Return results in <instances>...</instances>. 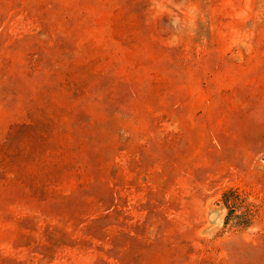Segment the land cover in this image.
<instances>
[{
  "label": "rangeland",
  "instance_id": "1",
  "mask_svg": "<svg viewBox=\"0 0 264 264\" xmlns=\"http://www.w3.org/2000/svg\"><path fill=\"white\" fill-rule=\"evenodd\" d=\"M13 124L0 264H264V0H0V137ZM72 154L100 181L73 195L113 199L87 253L44 230L79 202L57 201Z\"/></svg>",
  "mask_w": 264,
  "mask_h": 264
},
{
  "label": "trees",
  "instance_id": "2",
  "mask_svg": "<svg viewBox=\"0 0 264 264\" xmlns=\"http://www.w3.org/2000/svg\"><path fill=\"white\" fill-rule=\"evenodd\" d=\"M28 124H24L23 127H30L34 126L33 120L27 121ZM22 127L20 124H13L10 125L8 128V131L0 137V147L8 149L10 154L8 155V158L11 161L17 160L18 156L21 155L25 157V150L20 144L18 137H19V129ZM45 132H40L39 136L41 138H47L49 140V137H47ZM50 141V140H49ZM51 142V141H50ZM69 154V149H67L66 146L59 147L57 149H54L52 153H49L45 156L47 159H51L48 161H53L55 165L62 163H65L67 160V155ZM70 165L72 166V173H70L66 178L63 179L65 181L75 179L76 183L75 190L71 191L69 195H60L57 200L59 204L65 203L71 199H75L77 202V207L75 211H72L69 214V217H65L63 215H58V225L61 226H55L50 221H46V226L44 227V230L47 232L46 236L49 239V241H57V227H62V230L72 229L74 233H79L80 237L75 238L71 237L69 238V241H63L61 248H67L71 251L75 250L79 253H87L89 251H95V241L98 240V232L101 228V223L110 218V210L113 206V199L112 195H103V196H97V195H73L77 192H84L86 193L87 189L91 186H95L96 184H99V179L93 175V172H91V167L89 164H83L79 161L78 157L74 154H72L69 158ZM44 156L42 155L39 159V162H45ZM82 175L84 177L82 178ZM65 176V175H64ZM55 181H48V183L42 187H46L48 189H52L53 191L56 190L58 187L61 186V183H55ZM51 190V191H52ZM39 195H43L42 193H39ZM54 195H51V200L53 199ZM41 200V198L39 199ZM54 200H56L54 198ZM56 255V252L48 251L46 250L43 254V261H45L43 264H52L54 255Z\"/></svg>",
  "mask_w": 264,
  "mask_h": 264
}]
</instances>
